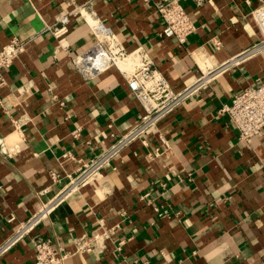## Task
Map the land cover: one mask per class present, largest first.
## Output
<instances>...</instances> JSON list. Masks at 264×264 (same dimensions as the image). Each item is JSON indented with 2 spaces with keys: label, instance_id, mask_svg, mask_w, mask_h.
Wrapping results in <instances>:
<instances>
[{
  "label": "crops",
  "instance_id": "1",
  "mask_svg": "<svg viewBox=\"0 0 264 264\" xmlns=\"http://www.w3.org/2000/svg\"><path fill=\"white\" fill-rule=\"evenodd\" d=\"M157 1L0 0V46L25 42L0 88V142L9 152L0 153V245L65 188L79 160L103 152L141 113L118 68L85 78L74 65L97 40L92 24L109 27L121 49L140 48L174 90L252 49L161 120L157 134L65 194L0 264H31L36 236L62 247L64 264H264V131L241 140L220 112L264 80L251 16L264 0H180L195 26L183 44L156 14ZM63 14L69 30L55 37ZM102 230L111 236L104 252L76 251Z\"/></svg>",
  "mask_w": 264,
  "mask_h": 264
},
{
  "label": "built area",
  "instance_id": "2",
  "mask_svg": "<svg viewBox=\"0 0 264 264\" xmlns=\"http://www.w3.org/2000/svg\"><path fill=\"white\" fill-rule=\"evenodd\" d=\"M154 8L165 27L173 35L175 42L185 43L195 26L180 0H159L154 3ZM69 15L63 14L57 18L59 25L52 28L55 37L68 32ZM251 16L260 34L258 45L264 46V2L252 10ZM92 30L97 37L96 42L73 60L74 65L85 78H90L110 66L118 68L138 101L141 113L127 130L115 137L110 146L104 148L103 152L95 155L88 162L79 160L78 170L74 175H68L69 181L65 188L54 198L42 202L34 214L20 222L10 238L0 245V255L29 234L42 219L48 216L54 205L65 194L91 181L101 168L107 167L110 161L132 142L141 140L145 143L147 136L157 134L161 120L210 82L220 70L239 62L252 51L250 49L233 56L217 69H210L200 75L193 83L180 90H174L140 48L129 52L121 49L115 33L102 23L92 24ZM24 44L23 40L11 37L6 44L0 46V88L6 85L4 72L19 58ZM220 112L228 116L237 130L239 139L250 142L260 136L264 131V80L256 87L249 86L234 93L230 103L224 104ZM160 140L164 143L161 136ZM159 152L157 147L148 152L147 156H157ZM0 153L9 154L2 150L1 142ZM63 156L72 158L70 153H65ZM49 176L53 181L57 180L55 171H50ZM109 240H111L110 233L102 230L76 243L75 249L79 252H93L98 256L107 248ZM31 242L34 247L31 264H64L69 255L62 247L53 245L48 238L36 236L31 238Z\"/></svg>",
  "mask_w": 264,
  "mask_h": 264
},
{
  "label": "bare ground",
  "instance_id": "3",
  "mask_svg": "<svg viewBox=\"0 0 264 264\" xmlns=\"http://www.w3.org/2000/svg\"><path fill=\"white\" fill-rule=\"evenodd\" d=\"M8 144V143H7Z\"/></svg>",
  "mask_w": 264,
  "mask_h": 264
}]
</instances>
